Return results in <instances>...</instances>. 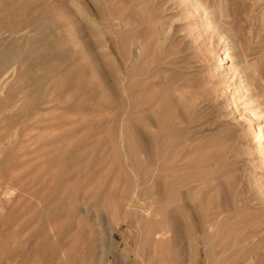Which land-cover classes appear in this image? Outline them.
I'll use <instances>...</instances> for the list:
<instances>
[{
  "label": "rangeland",
  "instance_id": "1",
  "mask_svg": "<svg viewBox=\"0 0 264 264\" xmlns=\"http://www.w3.org/2000/svg\"><path fill=\"white\" fill-rule=\"evenodd\" d=\"M94 1L0 0V264H264V0ZM81 17L99 28L91 60ZM104 45L119 72L144 47L147 140ZM17 80L38 88L16 108ZM165 178L207 213L187 217L205 250L175 258Z\"/></svg>",
  "mask_w": 264,
  "mask_h": 264
},
{
  "label": "bare ground",
  "instance_id": "2",
  "mask_svg": "<svg viewBox=\"0 0 264 264\" xmlns=\"http://www.w3.org/2000/svg\"><path fill=\"white\" fill-rule=\"evenodd\" d=\"M68 1H73V0H68ZM86 1H89L92 4V6H94V7L97 5L94 0H86ZM83 4H85V3H83ZM77 7H78V9H76L77 13L81 12V11L82 12H84V11L86 12V10L84 9L86 7H84V6H81V7L77 6ZM199 7H200V5H199ZM68 18H70V17H68ZM70 19L72 20L73 18L71 17ZM77 19H79V18H77ZM89 21L90 20L88 18H84V17L82 18L81 17V21L79 22V23H83V26H84L83 28L86 29V32L90 33V35L88 37V40L85 38V36L81 32H80V37H79L80 40L78 39V43L81 45V49H80L79 53H80L81 56L87 58V60L88 59L91 60L90 57H91V55L93 56L92 51L89 50L87 43L88 44L89 43L90 44H95L96 47H97V44L99 42H101V41H99V34L100 33H99V30H98L99 28L97 29V25L98 24L95 26L93 24H96V23H91L92 24L91 25ZM93 22H95V21H93ZM79 23L77 25H79ZM73 25H76V24H73ZM222 25H224V24H222ZM80 29H82V28H80ZM83 31H84V29H83ZM104 35L102 34V38L105 37ZM86 37H87V35H86ZM100 37H101V35H100ZM106 37H107V35H106ZM105 47H106L105 45L102 48L100 47L99 52L104 57V59H106V61L108 63V69L107 70L110 73V78L112 77L114 79V81H119L118 84L114 83V85H112L114 87V90L117 91V92L122 91L125 94L126 101H127V104H128V109H127V113L125 115H123L122 118H124V120H126L130 124L129 125L130 137H132V139H135L138 136H140L142 139L147 140L148 139L147 135L145 136L144 134L140 133L139 128H138V124H137V123H140V121H141V123L144 122V119H145L144 117L146 116V113L151 108V106L147 103V101L144 100L143 94H139V91L137 90L138 88H140V86L143 85L142 83H145V82H143V80H140V78H142L143 76H144L143 78H145V75H147L148 72H149L148 71L149 68H148L146 63H144L142 61L139 64V62H137V60L139 61V59H140V56H141L142 51L144 50V47H140L138 55L135 54V56L131 55V57H130V52H128L129 54H126V55H123L124 53L122 54L125 57L124 58L125 59V65H124L125 68H122V69H120L121 67L119 68L120 70L124 69L123 72L120 71L122 73H120L117 70L118 68L116 67V64L110 59L111 57H109V55L105 51H103L105 49ZM129 47H131V46H129ZM128 48L126 50H128ZM142 48H143V50L141 51ZM97 49H98V47H97ZM131 50H132V48H131ZM75 51H77V50H75ZM119 52L120 51H118V53ZM77 53H78V51H77ZM65 56H66V59H68L67 53L65 54ZM97 57H99V56H97ZM220 57H221V61H223V63L220 66L221 67L220 71H223V70L227 69V67L224 65V61H225V58H226V52H223L222 55H220ZM118 66H120V65H118ZM91 67H93V65H91ZM98 68L99 69L101 68V70H104L100 66ZM95 69H96V67H95ZM87 72H88L87 69L84 67V69H82L83 75L87 74ZM99 73H100V71L98 73L96 72V79H99V81L102 82L103 80L100 77L104 78L105 74L101 75L102 73L101 74H99ZM104 73H105V71H104ZM107 79H109V78H107ZM87 80H88V78H85V76H82V74H81L82 84L86 85V83L88 82ZM144 81H146V80H144ZM37 88L38 87L35 84H33V85H31V84L28 85L27 84L26 86H24L23 84L19 83V81L18 82L15 81V83L11 85L10 90L8 88L9 91L6 94L5 100L8 103H11L16 108L17 107H24V106L28 105V100L36 94ZM116 94L118 95V93H116ZM120 95H121V92L119 93V97L120 98L116 99L118 96L117 97L115 96L114 100L116 99V101L117 100L121 101L122 97ZM112 99H113V96H112ZM137 116L141 117V118H137ZM252 116L254 117L253 114H252ZM7 125H10L9 121L7 122ZM4 134H7V130H6L5 127H2V128H0V142H2V141L4 142ZM258 137L259 138H263L264 137L263 130L259 133ZM150 163L151 162H149V166H151ZM166 166H167V164L164 163L162 168H166ZM168 172H169V170H168ZM8 177H11V176H8ZM9 180H11V179H9ZM9 180L6 179V183H9V182H7ZM163 180H165V181H163V183H164L163 184L164 185L163 196L160 198V217H170L172 219L171 220V219L168 218V221H170V224H167V225L172 227V231H173V246H172V249L175 252V258L177 259L179 256L183 255L186 252L187 247H188V249H190V247H191L193 250H201V249L205 250V245L199 244L200 242L197 241V236H195V234L194 235H188L187 231L189 229L190 222H189L187 217H201L199 214H207V213H204V212L199 213V212H197V210L195 208V205H193L192 203L191 204L190 203H188V204L182 203L181 197L178 198L177 200H174L173 197H172V194H171L170 186H169V184H168V186L166 184V178L163 179ZM1 183L3 184V182H1ZM9 185H10V183H9ZM4 186H7V184L6 185L4 184ZM13 189H14V187L12 188V190ZM14 191L16 193V190H14ZM8 192H7V194H8ZM10 194L12 195V193L9 192V195ZM4 197H5V195H4ZM9 198L10 197L8 196V199ZM0 199H2V198H0ZM8 199L7 200L5 199V200L9 201ZM2 200H0V201H2ZM10 204H11V202H10ZM137 206H138V204H137ZM0 212H1V210H0ZM180 264H182V263H180Z\"/></svg>",
  "mask_w": 264,
  "mask_h": 264
}]
</instances>
